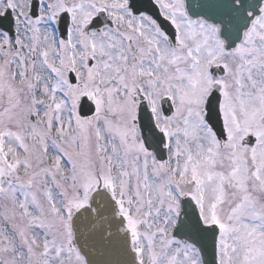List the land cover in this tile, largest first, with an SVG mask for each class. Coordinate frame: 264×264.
<instances>
[{
  "label": "snow or ice",
  "instance_id": "1",
  "mask_svg": "<svg viewBox=\"0 0 264 264\" xmlns=\"http://www.w3.org/2000/svg\"><path fill=\"white\" fill-rule=\"evenodd\" d=\"M0 264H264V0H0Z\"/></svg>",
  "mask_w": 264,
  "mask_h": 264
}]
</instances>
